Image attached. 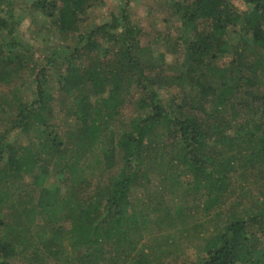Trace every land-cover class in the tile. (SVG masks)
I'll use <instances>...</instances> for the list:
<instances>
[{"label": "trees", "instance_id": "obj_1", "mask_svg": "<svg viewBox=\"0 0 264 264\" xmlns=\"http://www.w3.org/2000/svg\"><path fill=\"white\" fill-rule=\"evenodd\" d=\"M103 3L33 0L38 30L66 43L40 64L18 35L14 0H0V82L27 67L33 76L29 98L0 105V264H52L65 241L74 264H145L140 242L175 223L151 189L157 177L185 167L206 212L224 202L235 173L264 182V0H170L180 32L162 34L176 37L177 66L142 44L127 4L108 22L84 24ZM134 87L138 113L118 122ZM13 132L31 137L22 144ZM263 239L264 194L254 209L227 214L200 264H264Z\"/></svg>", "mask_w": 264, "mask_h": 264}, {"label": "rangeland", "instance_id": "obj_2", "mask_svg": "<svg viewBox=\"0 0 264 264\" xmlns=\"http://www.w3.org/2000/svg\"><path fill=\"white\" fill-rule=\"evenodd\" d=\"M33 0H14V13L17 18L18 35L22 40L27 41L36 53V58H40V64L44 61L46 51L51 48H57L59 45L66 44L65 40L50 33L48 29L39 27L41 18L37 23L32 19L31 3ZM127 4L133 23L141 30V42L144 46H150L149 52L155 58L159 53L165 54V60L173 66H177L182 60V53H171L173 45L176 43V37L165 40L162 33L171 31L178 35L180 32L179 16L170 7V0H104L102 6L95 7L86 19L87 25L100 24L111 20L112 14H118ZM234 6L239 12H245L247 7L241 1H234ZM37 15V14H36ZM38 16V15H37ZM37 20V19H36ZM86 25V26H87ZM43 31H42V30ZM237 37L234 35V40ZM146 57V56H145ZM152 64V57H146ZM156 59V58H155ZM228 61L227 58H223ZM147 68L154 71L152 66ZM21 77L11 81L8 84L0 82V105L7 107V103L11 99L16 102L19 99H26L30 96V87L32 85L33 76L30 68H24ZM168 73H170L168 71ZM171 74V73H170ZM52 91L58 95L57 79L55 74H51ZM164 95L172 97L180 95L173 90L164 91ZM139 93L136 88H132L126 96V103L122 112L117 117L118 122H127L135 117L138 113L136 110V99ZM57 106V105H56ZM247 115L241 114L239 122L247 120ZM7 117L0 112V131H4L7 124ZM119 126V124H118ZM31 136L20 135L15 132L10 134L11 140L25 144ZM35 137V136H34ZM35 144L38 145L37 139ZM166 169V168H164ZM180 175L171 169L167 171L165 178L153 180L151 189L164 194V202L166 207L170 209L174 218V225H167L165 222L159 229L149 231L146 237L139 244V250L143 248L148 252L142 260L145 264H200V259L206 256V241L214 236L222 227L227 214L234 212L235 214H243L244 211L254 209L258 202L262 200L264 194V182L249 176L239 177V173L234 174L229 192L224 202L216 206L213 210L206 212L203 208L205 198L200 197L201 193H197L194 189L193 179L186 173L185 167L178 168ZM29 179V177H27ZM29 186V185H28ZM202 198V199H201ZM140 193L133 195L132 202L136 208L141 209L146 201ZM260 248L264 251V239ZM67 241H65L63 254L60 258L53 260L52 264H74L73 253ZM25 262L19 256L16 260L17 264ZM126 264H134L131 261Z\"/></svg>", "mask_w": 264, "mask_h": 264}]
</instances>
